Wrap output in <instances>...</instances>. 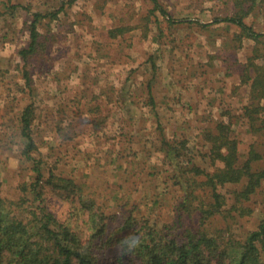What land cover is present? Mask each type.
I'll return each mask as SVG.
<instances>
[{
    "label": "rangeland",
    "instance_id": "rangeland-1",
    "mask_svg": "<svg viewBox=\"0 0 264 264\" xmlns=\"http://www.w3.org/2000/svg\"><path fill=\"white\" fill-rule=\"evenodd\" d=\"M70 1L10 0L18 6L14 11L0 5V196L17 203L13 212L28 218V211L37 212L39 205L27 187L35 173L22 155L25 139L19 134L20 113L30 103L43 179L49 171L71 179L82 200L94 201L109 216L108 233L125 234L120 209L132 206L136 219L147 218L150 224L176 221L173 207L183 191L169 179L163 152L156 150L158 126L169 140L188 138L194 164L208 172L212 165L203 156L209 147L201 128L225 118L239 161L253 149L259 156L253 169L264 168V137L248 131L242 110L250 91L247 74L264 75V0H240L250 10L243 22L263 36L258 41L233 25L212 23L233 16L235 0H158L166 16L153 11L149 0H75L57 11ZM28 10L54 14L38 25L39 48L47 55L24 65L23 72L32 78L30 90L16 56L27 40ZM121 28L123 35H109ZM149 84L154 111L147 105ZM260 104L264 108V101ZM258 116L264 117V110ZM148 152L149 159L140 163ZM240 188L227 184L219 189L227 207L230 192ZM263 188L245 203L249 214L233 221L215 215L203 225L206 232L244 241L264 218ZM41 192L47 213L64 224L75 222L73 231H85L88 212L75 195L67 198L48 185ZM181 219L182 226H200L195 213ZM95 253L99 264H116L117 257L124 264H139L121 256L118 245Z\"/></svg>",
    "mask_w": 264,
    "mask_h": 264
},
{
    "label": "trees",
    "instance_id": "trees-1",
    "mask_svg": "<svg viewBox=\"0 0 264 264\" xmlns=\"http://www.w3.org/2000/svg\"><path fill=\"white\" fill-rule=\"evenodd\" d=\"M74 1L63 3L57 11ZM149 1L153 5V11L166 16L158 0ZM0 5L2 9H12V11L18 8L10 0H5ZM234 5L237 11L233 16L223 20L216 19L212 23L223 22L233 25L244 37L258 41L263 36L243 22V18L250 10L248 8L244 10L240 0H235ZM23 8L27 9V7ZM28 13L31 20L24 25L27 40L25 45L16 50L20 63L18 68L22 72L24 65H28L33 59L37 61L44 59L47 55L44 48L41 51L39 48L41 44L38 25L43 19H52L54 15L30 13L29 10ZM169 23L172 24V21ZM123 30L124 28L110 30L109 35L116 37L122 34ZM250 61L249 67L254 66ZM22 75L26 88L30 90L32 80L30 73L27 71ZM250 76L247 74L246 77L248 83L250 82V91L248 103L242 109L243 118L246 120L249 132H261L264 137V117L258 116L264 110L260 104L264 101V75L263 72L261 74L257 72L256 76ZM125 86L126 84L120 90V94H123L121 97H125ZM148 89L147 105H150L151 110L154 111L156 101L151 94L150 84ZM112 90L118 96V91L114 88ZM95 107L97 110L98 107ZM34 111L33 103L23 108L19 116V134L25 139L22 155L26 161L32 163V170L35 173L34 180L27 187L39 203L38 211H28L27 215L30 217H21L12 210L17 203L7 201L0 196V264H99L95 252L105 251L114 245H118L121 256L126 257L130 263L264 264V218L256 230L246 235L244 241L233 239L230 235L227 237L226 234H210L203 226L211 217L218 214H225L231 221L237 216L249 214L251 210L245 207V203L264 186V168L252 167L253 163L258 162L259 156L251 149L247 159L243 162L239 161L237 141L231 135L230 123L225 118L214 125L209 122L201 128L200 137L209 147L203 156L212 165L211 171L208 172L194 164L192 152L187 146L188 138L169 140L162 136L158 126L160 137L157 140L159 144H156V150L163 152L162 164L168 168L166 171H169L167 173L169 179L183 191L182 201L178 206L173 207L176 221L159 227L155 222L150 224L147 218L136 219L134 206L131 210L121 208L122 222H124L121 228L125 234L119 235L120 230L107 232L109 216L105 215L94 201L82 200V196L77 194L80 193V188L71 179L58 177L50 171L46 180L43 179L41 154L32 137ZM210 126H213V129ZM150 154V152L145 154L140 159V163L146 162ZM227 184H241L240 189L230 192L232 202L228 207L226 195L219 190ZM44 185L60 191L67 198L73 195L78 198L82 210L88 212L87 220L82 223L85 231L80 233L73 231L75 227L72 228L70 225L76 226L75 222L64 224L47 213L41 205V190ZM22 189H25L24 186ZM262 192L264 193V188ZM71 212L69 216H74ZM192 213L197 215L201 227L182 226L184 219L181 218L191 216ZM226 259L228 263L224 261ZM115 263L124 264L118 257Z\"/></svg>",
    "mask_w": 264,
    "mask_h": 264
}]
</instances>
